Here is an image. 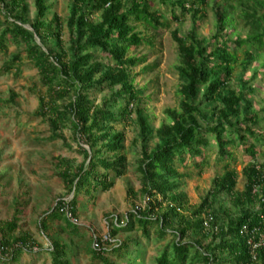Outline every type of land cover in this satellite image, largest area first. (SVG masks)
Instances as JSON below:
<instances>
[{"label": "trees", "instance_id": "obj_1", "mask_svg": "<svg viewBox=\"0 0 264 264\" xmlns=\"http://www.w3.org/2000/svg\"><path fill=\"white\" fill-rule=\"evenodd\" d=\"M49 1L36 0L37 13L31 20L26 0H0L3 4L0 12L6 15L4 21L0 18L3 28L0 53L8 52L9 37L18 45H25L26 56L47 87L36 114L49 123L51 139L61 138L62 130L70 128L82 140L79 143L85 157L82 163L75 165L66 157H59L57 163L58 174L74 193L73 198L59 199L40 221L51 243L48 251L52 254V264H73L69 245L49 233L50 221L63 219L70 227L68 230H76L79 226L74 219L78 220L80 194L93 197L96 192L108 191L115 184L113 176L125 174V137L124 133L115 131V123L129 122L136 112L145 142L153 133L131 71L146 59L132 52L144 43H153L145 31L165 29L168 22L156 8L155 0H72L67 22L72 37L67 48L60 17L55 14L49 19ZM160 1L173 6V20H180L176 13L179 8L181 15L191 14L196 21L205 14L209 0ZM213 8L217 30L209 40L198 35L197 24L186 35L178 29L173 31L182 57L181 110H169L173 120L157 129L160 142L155 148L143 146L140 171L143 192L149 200L144 208L129 214L124 226L130 229L138 223L147 237L151 225L157 226L162 237L172 229L177 240L157 258V264H187L196 245V260L204 264H264V244H261L264 241V130L259 128L264 121V104L261 109L254 108V101L248 95H255L257 88L244 77L239 79L241 89L230 86L237 67L246 73L264 51V0H216ZM94 15L98 18L93 19ZM237 25L247 27L248 34L238 32ZM50 42L55 46H50ZM22 62L21 54H15L0 72L14 70L19 74ZM258 74L259 71L254 73L253 78ZM107 89L114 91L112 98L96 105L90 95ZM203 104L214 105L211 119L202 110ZM214 146L224 172L216 176L210 195L194 216L212 209L211 196L222 193L228 195L240 213L219 224V231L213 232L216 240L205 249L201 243L185 241L190 229H204V220L192 222L182 215L185 196L174 191V178L181 174L179 165L188 168L189 159L203 171L209 165L207 152ZM239 149L250 157L243 169L247 181L242 192L236 190L238 171L234 166L235 151ZM166 201L170 208L158 213ZM124 227L115 226L111 236ZM0 238V264H6L5 260L17 263L24 251L33 252L38 245L32 235L20 230L18 216L0 222ZM95 240L100 247H95ZM93 252L104 264H115L106 257L107 252L115 256L131 253L125 243L109 250L99 237L93 240Z\"/></svg>", "mask_w": 264, "mask_h": 264}, {"label": "rangeland", "instance_id": "obj_2", "mask_svg": "<svg viewBox=\"0 0 264 264\" xmlns=\"http://www.w3.org/2000/svg\"><path fill=\"white\" fill-rule=\"evenodd\" d=\"M72 0H50L49 19L58 15L61 19V33L64 45L69 48L72 31L67 22L70 15ZM216 0H209L205 14L195 21L191 14L181 15L178 8V21L172 19V5L163 4L155 0L156 8L163 13L168 27L159 31H145L147 37H152V44H142L134 48L132 54L138 58H145V62L132 68L133 82L140 91L143 101L141 107L144 114L149 117L153 130L145 142L137 121V113L132 114L129 122L115 123V131L124 133L127 168L123 176H113L115 184L108 191H99L94 196L81 193L79 196V228L68 230L65 220H51L49 233L55 238L69 245V258L73 264H104L100 258L94 257L93 240L95 237L110 235L111 241L105 244V248L112 249L115 245L125 243L129 246L130 254L115 256L107 252L105 255L115 264H157V258L164 250L177 240L176 235L168 232L161 236L156 225H151L150 236L143 234L139 224L127 229V217L137 207L144 208L149 198L143 192V176L140 171V160L143 154V146L155 148L160 139L156 134L157 129L164 123H171L172 116L169 110L180 111L181 94L179 92L182 83L180 65L182 57L178 43L173 37V31L178 29L182 35H186L197 24L198 35L209 40L217 30V19L214 12ZM30 7V18L36 17V0H26ZM3 4L0 3V9ZM2 21L6 19L4 12H0ZM98 16L94 15L93 19ZM31 28L30 24L26 25ZM238 32L247 35L249 30L243 25H237ZM3 28L0 27V32ZM140 29L144 30L143 27ZM236 34H232L235 37ZM38 42L41 40L38 38ZM55 46L54 42L49 43ZM241 52V51H240ZM21 54V72H0V222L11 220L18 216L19 228L22 232L29 233L38 243L33 252L24 251L19 262L14 263L5 260L6 264H52V254L48 251L50 241L41 228L40 221L59 199L70 200L74 193L66 188L59 176L58 158H69L75 165L85 160L80 151V142L74 131L70 128L62 130V137L51 139L52 132L49 123L36 114L40 103V97L47 92V87L42 83L40 74L35 65L28 59L25 45H18L12 38L8 40V52L0 53V70L13 55ZM259 71L258 77L254 73ZM244 77L251 81L257 88L255 95H248L254 101V108L261 109L264 99V51L258 56V60L244 73L240 66L236 75L230 82L234 89H241L239 79ZM119 89V88H118ZM114 91H95L90 95L96 105H102L106 99L112 98ZM15 97L14 100H11ZM202 110L209 113L214 108L212 104H203ZM203 121V119H202ZM206 123V121H203ZM259 128L264 130V121ZM85 147L89 146L82 143ZM209 165L200 171L192 161L188 160V168L178 166L180 176L174 178L179 195L185 196L186 207L182 210L188 220L206 219L211 213L216 225L227 223L231 216L239 215V208L235 207L227 194L222 193L217 197L211 196L213 208L194 216V212L202 205L210 195L217 175L222 174L223 164L217 160L216 146L208 150ZM234 166L238 171L236 190L244 191L246 177L243 169L250 162L242 149L235 151ZM114 175V174H113ZM168 201L164 202L163 213L170 208ZM176 206V204H174ZM229 213H231L229 215ZM217 217V221L215 216ZM116 221L124 227L119 229L116 236H111ZM126 228V229H125ZM73 229V228H72ZM1 239V238H0ZM215 235L207 234V230L190 229L185 241L192 244L201 243L205 249L215 241ZM1 241V240H0ZM196 245V244H195ZM197 247V245H196ZM196 247L192 248L193 257L187 264H204L196 260ZM205 252V251H204ZM9 257V256H8Z\"/></svg>", "mask_w": 264, "mask_h": 264}, {"label": "built area", "instance_id": "obj_3", "mask_svg": "<svg viewBox=\"0 0 264 264\" xmlns=\"http://www.w3.org/2000/svg\"><path fill=\"white\" fill-rule=\"evenodd\" d=\"M137 208H142V207H137ZM76 220V219H74ZM121 223L119 221H116L114 226H120ZM204 225V229L207 230V232H218L219 231V226L216 224H213V216H209L206 219H204L203 222ZM101 239V242L103 245L107 244L108 242L111 241V237L110 235H104V237H99ZM260 244V243H259ZM261 244H264V241L261 242ZM258 246V245H255ZM95 247H100V243L98 242V240H95Z\"/></svg>", "mask_w": 264, "mask_h": 264}]
</instances>
